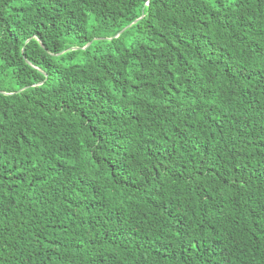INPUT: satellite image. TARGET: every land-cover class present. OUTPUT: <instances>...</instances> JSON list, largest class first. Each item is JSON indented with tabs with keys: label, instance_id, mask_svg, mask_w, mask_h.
Returning a JSON list of instances; mask_svg holds the SVG:
<instances>
[{
	"label": "trees",
	"instance_id": "obj_1",
	"mask_svg": "<svg viewBox=\"0 0 264 264\" xmlns=\"http://www.w3.org/2000/svg\"><path fill=\"white\" fill-rule=\"evenodd\" d=\"M6 70L0 264H264V0H0Z\"/></svg>",
	"mask_w": 264,
	"mask_h": 264
},
{
	"label": "rangeland",
	"instance_id": "obj_2",
	"mask_svg": "<svg viewBox=\"0 0 264 264\" xmlns=\"http://www.w3.org/2000/svg\"><path fill=\"white\" fill-rule=\"evenodd\" d=\"M126 44H128V40L125 39ZM9 70H6V72L4 73V76L1 77L0 76V84L4 87H12L13 86V82L9 77Z\"/></svg>",
	"mask_w": 264,
	"mask_h": 264
},
{
	"label": "water",
	"instance_id": "obj_3",
	"mask_svg": "<svg viewBox=\"0 0 264 264\" xmlns=\"http://www.w3.org/2000/svg\"><path fill=\"white\" fill-rule=\"evenodd\" d=\"M136 22H137V20H136V21H134V23H136ZM134 23H133V24H134ZM124 30H125V29H124ZM124 30H123V31H124ZM123 31H121V33H122Z\"/></svg>",
	"mask_w": 264,
	"mask_h": 264
}]
</instances>
